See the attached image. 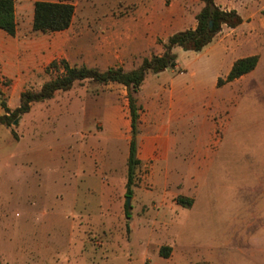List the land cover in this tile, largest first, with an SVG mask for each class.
Instances as JSON below:
<instances>
[{"label": "rangeland", "instance_id": "rangeland-1", "mask_svg": "<svg viewBox=\"0 0 264 264\" xmlns=\"http://www.w3.org/2000/svg\"><path fill=\"white\" fill-rule=\"evenodd\" d=\"M13 1L20 7V0ZM152 2L155 12L152 24L164 31L163 37L195 25V15L202 6L200 0H190L189 4L183 0ZM248 2L237 3L242 8ZM73 3L75 11L69 33L52 36L64 45L56 60L98 70L121 67L130 71L138 67L139 62L120 63L116 58L113 26L116 11H129L137 4L130 0H73ZM170 12L180 14L184 20L176 28L166 30L162 28V19ZM162 44V39H157L148 55L162 54ZM175 55V68L160 75L147 74L140 89L132 94L135 105L139 110L148 108L154 113L160 111L161 115L172 114L169 122L160 117L149 123L168 127L165 137L168 135L176 141L177 151L194 149L209 157L212 152L227 151L228 136H233L229 166L225 159H219L218 166H208L204 174L191 175L188 179L178 174L166 176L162 170L151 174L149 163L144 167L139 165L130 198V216L126 220L128 151L123 147L131 139L127 91L118 84L77 83L71 90L35 105L32 116L42 127L43 153L55 148L56 142L69 141L67 150L74 154V193L81 198L83 192L86 195L89 191L94 213L86 216L72 206L70 191L63 186L66 175L61 178L63 172L56 162L44 160L34 167L23 164L19 157L6 164L0 161V201L8 202L9 211L16 213L10 233L3 231L0 216L1 264H264L261 242L249 239L250 235L264 233V206L258 202L260 189L257 185L252 187L259 177L254 174H260L264 159V111H254L253 102H244L243 98L249 96L242 93V79L216 88L215 76L225 78L229 59L221 62L205 58L202 53L182 50H177ZM52 76L55 73L43 74L31 87L37 90ZM154 87L163 91L156 94L151 91ZM179 87L200 90L204 95L201 99L205 116L196 115L201 101L194 95L190 96L193 107L189 116L179 114L183 109L181 96L175 94ZM246 111L247 118L241 119L240 115ZM20 117L15 125L14 120L8 127L15 133L17 142ZM144 125L139 122L138 136L148 132ZM205 162L209 163V159ZM244 168L250 173H243ZM247 177L252 185L249 180L246 182ZM165 182L177 187L186 185L189 198L197 186L201 187L195 211L172 214V208L173 222L168 224L154 215L164 207L153 196L144 197ZM23 184L27 185L25 190L20 189ZM8 185L17 187L12 196L8 195ZM86 185L87 189L90 186L87 192L83 191ZM169 205L167 202L166 206ZM71 214H75V221ZM210 242L217 246L207 252L206 243ZM165 246L170 248L167 260L159 256L160 248ZM205 253L212 254L215 260Z\"/></svg>", "mask_w": 264, "mask_h": 264}, {"label": "crops", "instance_id": "crops-1", "mask_svg": "<svg viewBox=\"0 0 264 264\" xmlns=\"http://www.w3.org/2000/svg\"><path fill=\"white\" fill-rule=\"evenodd\" d=\"M20 1V7H17V5L14 3V16L16 23L14 35L10 36L4 31L0 30V91L7 101L8 108L11 110L18 106L20 94L26 88L34 86L36 80L43 76L44 69L48 66V64L59 57L60 51L64 45L58 39L52 38V36L58 34H68L72 25L71 22L68 29L60 32L47 34L33 32L32 20L34 3L36 1L56 2L57 0ZM183 1L188 2V4L190 3V0ZM239 1L240 0H214L215 5L221 10L235 11L242 19V23L233 29L222 27L220 32L215 35L212 41L197 53H202L205 58H211L213 60L217 59L221 62L227 61L229 59L226 75L236 60L249 56H257L258 61L256 67L250 73L226 84L231 85L242 79L244 83V90L242 93L249 96V99H247V96L243 98L244 102H253L251 107L255 109L254 111H264V0H242L245 2L250 1L247 4L244 3L242 8L237 3ZM130 2H134L137 4V6L125 12H122V10L116 11L113 15V26L115 28V56L120 63H141L143 59L150 57L148 55L149 51L156 46L157 39H162V43H165L167 38L172 34L187 29H194L195 27V25H192L190 28L176 30L163 37L164 31L157 29L152 24L155 16L152 0H130ZM182 10L184 11V8H182ZM19 13L21 14L19 15ZM19 18H22V21H20ZM182 19L184 20V18L176 12L166 13L162 19V28L166 30H169L171 27L176 28L178 25L183 24ZM224 34H228V37H225ZM66 43H69L68 39L66 40ZM177 50L182 49L174 48L172 53L175 51V53H177ZM162 73L154 75H160ZM219 77L222 76L216 75L214 81ZM216 88L218 89L219 87ZM151 91L158 94L160 91H163V89L154 87ZM175 94L181 96L183 101V109L181 113H179L180 115L189 116V113L193 107V104L190 103V96L194 95L197 96L201 101L196 108V115L200 117L205 116V114H203L205 111V104L201 99L204 95L201 94L200 90L179 87L175 89ZM144 95H147V92H145ZM231 95H233V93ZM227 100L229 99L227 98ZM38 104L40 103L32 104L30 111L24 115H21L19 120L20 134L18 142L13 139L9 128L0 125V161L6 164L16 157H19L21 160H23V164L34 167L44 160L48 162H56V164L59 166V169H61L60 172H63V174H60L61 178H64L66 175L63 186H66L70 191L72 206H76L77 208L81 209L80 214L90 216V214L94 213V209L92 208L93 206L89 191L86 195L83 192L81 198H77L74 193L76 191L73 168L74 154L73 152L69 153L67 150L69 141L65 143V141L62 140V144H58L56 142L55 148L48 150L47 153L42 152V127L38 125V122L35 121L32 116L33 107ZM141 111L144 113H141ZM151 112L152 110L148 108L138 111V126L139 122L143 125L146 124V126L144 125V128H148V132L142 135V137L138 135L136 137L137 159L140 162V166L144 167L147 166V163L150 164V168L152 170L151 174L162 170L166 176L170 174H178L180 176L185 175L187 178L189 177L188 179H190L191 175L204 174V169H207L208 166H218L219 159H225L227 161L226 165L229 166V159L233 157V151L231 150V145L234 143L233 136H228L227 151L212 152L210 153L209 157L206 155V153L194 149L184 152L177 151L175 150L176 141L174 139L171 140L168 135L165 137L167 133L166 131H169L168 127H158L150 125L152 122L149 123V121L157 120L160 117H162L163 121L169 122L172 120V114L165 116L164 114L161 115L160 111H158V113ZM247 113V111L243 112L240 115L241 119L242 117L247 118ZM2 115H4V111L0 108V116ZM244 120L242 124L245 122ZM228 126L229 121L227 122L226 129ZM222 127H220V129L224 128ZM163 137L164 139H162ZM67 138L69 139L68 134ZM118 140L120 141L121 138ZM130 140L128 141L127 147H123V150L127 148L128 151ZM220 141L221 139L218 140V142ZM62 148H66V151L61 150ZM126 157H128V152ZM207 158L209 159V163L205 162ZM260 164V174H254L255 176H259L257 183L253 184V186L250 183L249 177H247L248 179L246 178V182L249 180V185H252V187H255V185L258 186L260 189L258 202L260 206H264V177H261L264 176V159ZM4 167L6 168V165H4ZM242 171L243 173H250L248 168H244ZM249 175L250 174L247 176ZM36 176L37 174L35 173V177ZM187 178H185V181H188ZM89 187L90 186L88 185L87 189L86 185V188H84L83 191L87 192V190H90ZM160 187L156 189L153 188L152 192L144 194V197L146 198L153 196L160 207H164L160 208L156 214H154L158 220L163 221L166 224L172 223V214L175 213V211L180 213L181 211L184 213H192L198 206L199 199L197 198V194L201 190L200 186L195 188L190 198L188 197L190 196V191H188L189 187L186 185L185 187H177L171 183L165 182ZM16 188L17 187L14 185H8V195L12 196V194L17 191ZM25 188H27V185L23 184L20 186V189L22 190H25ZM177 197L192 199V206L190 208L179 206L175 202ZM60 200H62L61 197ZM167 202L170 203L169 206H166ZM9 210L10 205L8 202L0 201V216L3 218V231L8 233L11 232L12 223H16V213L12 214V212ZM171 210H173L172 214L170 213ZM74 215L75 214L70 215L73 217V221H75L74 217H76ZM79 219L80 218L77 220ZM28 220L31 222L30 219ZM175 237L177 238L176 235ZM249 239L251 242H254L256 239H258V242H261L260 248L264 250V233L259 235L256 234L254 236L250 235ZM206 245L208 246L205 247L207 252L208 249L212 248V246H217V244L213 245L212 242L206 243ZM183 249H185V247H183L182 250ZM205 254L209 255L212 260H215L212 254ZM167 258L163 259L167 260Z\"/></svg>", "mask_w": 264, "mask_h": 264}, {"label": "trees", "instance_id": "trees-1", "mask_svg": "<svg viewBox=\"0 0 264 264\" xmlns=\"http://www.w3.org/2000/svg\"><path fill=\"white\" fill-rule=\"evenodd\" d=\"M202 6L195 15L194 29L176 32L163 43V52L160 55H151L145 58L133 70L124 71L121 67H111L105 70L88 68L85 66H70L64 59L54 60L44 69V74L52 76L39 85L37 90L31 86L26 88L19 97L18 106L11 110L0 91V108L4 115L0 116V125L10 127L19 116L30 111L34 103H41L53 99L60 92H67L72 87L84 81H91L98 85L118 84L127 91L130 136L128 157L126 162L125 197L131 198L135 185V171L140 165L137 159L136 137L138 135V111L132 94L142 86L147 74H159L176 66L177 57L172 50L180 48L183 51L200 52L208 45L222 27L236 28L242 23L240 16L233 10L223 11L215 5L214 0H201ZM74 16L73 0H57L56 2L36 1L33 5L32 31L40 33H54L69 28ZM16 23L14 16V1L0 0V30L12 36L15 33ZM257 56H249L236 60L228 74L222 80L218 78L216 86L232 82L243 75L250 73L257 64ZM14 140L17 139L11 132ZM176 204L184 208L192 206V199L177 197ZM131 207L124 205V216L128 220ZM170 248L161 247L159 256L167 258ZM1 264V262H0Z\"/></svg>", "mask_w": 264, "mask_h": 264}, {"label": "water", "instance_id": "water-1", "mask_svg": "<svg viewBox=\"0 0 264 264\" xmlns=\"http://www.w3.org/2000/svg\"><path fill=\"white\" fill-rule=\"evenodd\" d=\"M17 123V120H15L14 122H13V124L15 125ZM126 205L128 206V207H130V198H128V197H126Z\"/></svg>", "mask_w": 264, "mask_h": 264}]
</instances>
